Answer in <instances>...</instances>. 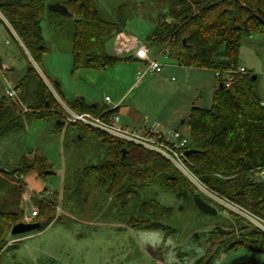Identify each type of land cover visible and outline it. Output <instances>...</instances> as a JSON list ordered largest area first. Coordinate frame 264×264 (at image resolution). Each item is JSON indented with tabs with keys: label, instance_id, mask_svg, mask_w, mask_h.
I'll list each match as a JSON object with an SVG mask.
<instances>
[{
	"label": "trees",
	"instance_id": "trees-1",
	"mask_svg": "<svg viewBox=\"0 0 264 264\" xmlns=\"http://www.w3.org/2000/svg\"><path fill=\"white\" fill-rule=\"evenodd\" d=\"M162 2L165 7L158 10L147 42L157 44L159 54L168 53L180 66L220 73L211 107H193L184 121L187 130L182 134L189 139L187 148L196 150L188 156L191 170L210 192L264 220V176L260 175L264 172L263 100L256 89L253 71L246 69V73L237 75L229 87L223 84V75L239 67L245 37L264 35V0ZM61 3L74 14L70 48L74 73L82 69L105 70L123 60L133 59V55H113L106 48L111 38L126 30L128 16L122 6L118 7L117 19L109 20L95 0ZM48 5L46 0H0V13L38 65L48 52L43 22L46 19L54 23L53 13L58 14L49 11ZM0 21L20 46L1 17ZM17 86L22 89L21 103L6 96L0 100V136L17 130L23 119L53 117L63 121L61 105L32 62ZM68 106L79 113L106 116L117 113V108L110 110L107 105H92L84 98L75 99ZM72 124L77 128L76 139L83 140L91 134L90 139H97L105 150L96 163L78 170L74 184L65 186L69 200L82 203L87 182L94 180L107 196L115 198L122 216L131 219L132 224L159 228L164 218L173 215L174 209L156 197H146L145 188L158 185L172 195L188 194L190 199L201 196L196 185L163 155L87 125ZM51 170L48 159L39 155L22 157L14 172L0 167V173L6 176L18 174L19 182V185H10L0 175V252L9 242L12 227L24 221L25 182L22 177L35 172L45 179L52 174ZM84 200L87 201V196ZM35 203L40 209L35 222L45 228L55 219V201L35 198ZM46 214L51 215L46 218ZM237 219L238 231L216 226L202 234L208 236L210 248L197 264H206L219 248L225 251L240 245L263 252L264 232L243 217Z\"/></svg>",
	"mask_w": 264,
	"mask_h": 264
},
{
	"label": "rangeland",
	"instance_id": "rangeland-1",
	"mask_svg": "<svg viewBox=\"0 0 264 264\" xmlns=\"http://www.w3.org/2000/svg\"><path fill=\"white\" fill-rule=\"evenodd\" d=\"M46 1L53 4L66 0ZM95 1L109 20L117 19L118 7L122 6L128 16L125 32L150 44L152 52L158 48L157 44L148 43L147 37L155 27L158 10L165 7L162 0ZM53 17L54 23L46 19L43 22L48 52L39 65L0 21V60L8 68L6 77L0 71V100L6 96L9 82L16 87L32 62L62 109L78 98L101 107L109 96L112 99L109 106L120 100L122 120L132 129L159 124L185 130L181 123L185 112L193 106L211 107L217 86L214 71L186 69L168 53L158 59L164 66L163 73H147L139 81L138 72L144 71L146 65L136 59L123 60L105 70L82 69L74 73L70 52L74 18L59 13H53ZM7 40L10 44H6ZM124 43V32H121L107 42V51L115 55V48ZM239 67L257 76L256 89L264 102V35L245 37ZM62 120L63 125L53 117L23 119L17 130L0 136V167L6 172H14L24 156L39 155L48 159L52 174L42 179L31 172L22 178L24 193L32 191L34 204L40 194L45 197L50 193L47 198L55 201L56 219L45 228L41 225L25 234L10 232L9 242L0 252V264H197L210 248L208 236L202 235L204 232L216 226L238 231L237 218L248 220L241 213L244 209L213 194L197 178L189 179L196 185L200 197L214 206L218 214L202 213L188 194L172 195L154 185L145 188L144 195L156 197L174 209L173 215L164 218L159 228L132 224L131 219L122 216L115 198L107 196L94 180L87 182L82 203L69 200L65 186L74 184L83 166L96 163L105 147L97 139H90L91 134L83 140L76 139V126L64 116ZM0 175L10 185H19L18 174L6 176L1 172ZM247 229L250 231L251 227ZM206 264H264V251L256 252L240 245L225 251L219 248Z\"/></svg>",
	"mask_w": 264,
	"mask_h": 264
},
{
	"label": "built area",
	"instance_id": "built-area-1",
	"mask_svg": "<svg viewBox=\"0 0 264 264\" xmlns=\"http://www.w3.org/2000/svg\"><path fill=\"white\" fill-rule=\"evenodd\" d=\"M131 53L136 59L146 62L145 70L138 72V81L141 80L147 73L158 74L163 71V65L159 62V60L150 56L149 46L139 40L137 37L128 38L124 44L118 46L116 49V55L118 56L129 55ZM0 71L2 72L3 76H7L8 68L1 62V60ZM244 73H246V69L244 67H238L235 70L227 71L223 75V84L229 87L237 75ZM217 76H220L219 72L217 73ZM21 92L22 89L20 87L11 86L10 82L8 87L5 89V94L8 98L18 100L20 103ZM105 101L108 104L111 103L109 97H106ZM117 107L118 105L110 106V110H114ZM62 115L66 117L70 123H81L117 139L128 141L146 149L155 151L169 159L188 178H197L191 170L192 163L189 161L188 156L185 155V151L188 149L187 146L189 139L183 136L182 132L178 130L166 129L159 124L145 127L143 129H132L122 123L121 116L118 113H113L109 116L96 115L90 112L79 113L73 111L71 108L67 107V105L63 107ZM260 175L263 177L264 172H262ZM31 192L32 191L23 193L22 196L24 222H35L39 215V207L37 206V208L35 206L36 204H34V201L32 200L33 198ZM48 196H50V193H48ZM48 196L45 194L44 197L40 194L38 199H45ZM27 203H30L31 206H28ZM242 211L243 212L241 213L246 216L251 223L264 232L263 219L253 215L245 209ZM15 240L16 239H13L12 241Z\"/></svg>",
	"mask_w": 264,
	"mask_h": 264
},
{
	"label": "water",
	"instance_id": "water-1",
	"mask_svg": "<svg viewBox=\"0 0 264 264\" xmlns=\"http://www.w3.org/2000/svg\"><path fill=\"white\" fill-rule=\"evenodd\" d=\"M48 10L49 11H54V12H58L63 16L66 17H74V14L69 10V8L62 4V3H53V4H49L48 5ZM247 30V28H246ZM257 76L253 75V79L256 80ZM264 106V102L261 103ZM57 123L59 125H63L64 122L63 121H57ZM196 150L195 149H187L185 151V155L186 156H190L191 154L195 153ZM123 153H126V150L124 149ZM194 204L195 206L198 208L199 211L205 213V214H209V215H217L218 214V210L212 206L211 204L207 203L204 199H202L201 197L197 196L194 198ZM41 223L40 222H21V223H17L12 227L11 233L13 235H19V234H25L31 231H35L37 229H39L41 227ZM233 242L230 243L229 247L233 246Z\"/></svg>",
	"mask_w": 264,
	"mask_h": 264
},
{
	"label": "crops",
	"instance_id": "crops-1",
	"mask_svg": "<svg viewBox=\"0 0 264 264\" xmlns=\"http://www.w3.org/2000/svg\"><path fill=\"white\" fill-rule=\"evenodd\" d=\"M0 17L5 21V23L9 26V28L11 29V31H12V33L16 36V38L19 40V42H20V44L23 46V48L26 50V48L24 47V45H23V43L20 41V39L18 38V36L16 35V33L14 32V30L10 27V25L8 24V22H7V20L3 17V15L0 13ZM4 26L6 27V25L4 24ZM130 37H136V36H134V35H132V34H130V33H128V32H125L124 31V41L126 42L127 41V39L128 38H130ZM143 42V41H142ZM145 43V42H144ZM6 44H10V42L7 40L6 41ZM147 44V43H146ZM120 45H122V44H120ZM119 45V46H120ZM148 46L150 45V44H147ZM118 47H116L115 48V50H114V52H115V55H116V49H117ZM149 49H150V56L152 57V58H157V59H159L163 54H165V53H161V54H159L158 53V48L157 49H155V51H153L152 52V50H151V46H149ZM26 52L29 54V52L26 50ZM30 55V54H29ZM129 55H133L132 53L131 54H129ZM134 56V55H133ZM133 59H136L135 57H133ZM137 61H139L141 64H144V65H146V62L145 61H143V60H139V59H136ZM186 69L187 68H190V67H185ZM190 69H199V70H201V69H207V68H190ZM163 71H164V66H163ZM163 71L161 72V73H163ZM161 73H158V74H161ZM215 73V80H216V82H217V73L216 72H214ZM50 86H52L50 83H48ZM217 84H218V82H217ZM59 86H60V84H59ZM215 88H216V86L214 87V90H213V93H214V91H215ZM106 97H109V96H106ZM105 97V98H106ZM110 98V97H109ZM110 100H111V103H112V99L110 98ZM120 101V100H119ZM117 102V103H114V105H118V107H117V113L121 116V115H124L123 114V112H122V108H121V105H120V102ZM110 103V104H111ZM90 104V103H89ZM92 105H96V104H92ZM104 105H107V106H109L108 105V103H105ZM193 107H195V106H193ZM192 107V108H193ZM191 108V109H192ZM191 109L189 110V111H187V112H185L184 113V117H185V119L184 120H182L181 119V123H182V125L183 126H185L186 127V125L184 124V121H186L187 120V118L189 117V115H190V112H191ZM121 119H122V117H121ZM122 122H123V120H122ZM123 124H125V125H127L126 123H124L123 122ZM164 128H166V129H171V128H169V127H166V126H163ZM175 130H178V131H180V132H182V133H186V130H187V127L185 128V130H182V129H180L179 130V128L178 129H175ZM24 222V221H23ZM21 238V237H20ZM15 239H17V238H15Z\"/></svg>",
	"mask_w": 264,
	"mask_h": 264
}]
</instances>
